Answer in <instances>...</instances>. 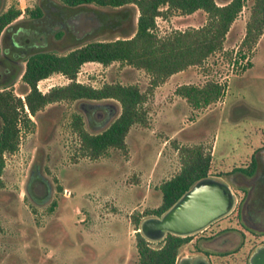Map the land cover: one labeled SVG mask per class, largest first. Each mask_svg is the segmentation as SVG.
I'll return each mask as SVG.
<instances>
[{"label": "rangeland", "instance_id": "374dc122", "mask_svg": "<svg viewBox=\"0 0 264 264\" xmlns=\"http://www.w3.org/2000/svg\"><path fill=\"white\" fill-rule=\"evenodd\" d=\"M252 1L244 0L221 50L209 55L203 64L178 71L153 88L144 103L148 122L131 126L125 149L112 147L97 158L81 153L78 136L70 127L72 113L82 114L88 130L95 128L86 122L87 105L79 99L50 102L30 114L34 127L22 131L15 151L4 154L0 264H140L136 249L139 229H135L133 217L141 216L142 220L154 215L145 213L161 202L159 184L180 169L178 146L183 144L201 143L211 148L209 172L221 174L232 185L235 204L224 217L192 233L178 256L189 254L194 240L234 217L243 193V188L235 185L241 178L238 167L248 165L253 156L264 157V30L246 57L238 56ZM38 5L43 13L35 18L29 9ZM9 6L21 12L3 33L0 85L9 83L21 96L26 89L21 80L23 58L29 53L66 52L87 41L131 35L138 15L133 4L66 7L60 0H0V11ZM106 13L119 14L121 19L104 25L97 15ZM205 22L206 13L201 9L156 18L159 34L199 27ZM76 79L93 86L113 81L137 83L142 90L149 84L144 70L119 61L108 65L85 62ZM207 79L223 83L225 90L205 107L193 108L175 92L179 84H202ZM68 81L64 74L55 72L40 79L37 86L44 92ZM238 100L248 104L242 115L230 109ZM109 102L112 113L104 125L120 111L117 101ZM34 161L38 165L41 162V171L53 187L52 196L46 200V187L33 189L31 194L27 190ZM255 238L262 241L264 233ZM149 241L152 246L160 243Z\"/></svg>", "mask_w": 264, "mask_h": 264}, {"label": "trees", "instance_id": "16d2710c", "mask_svg": "<svg viewBox=\"0 0 264 264\" xmlns=\"http://www.w3.org/2000/svg\"><path fill=\"white\" fill-rule=\"evenodd\" d=\"M244 0H60L66 7L84 4L120 7L133 4L138 10L136 28L131 35L114 39H96L81 43L66 52L36 50L23 58L21 80L26 85L23 97L9 87L0 85V181L4 167V154L17 149L22 131L31 130L35 121L30 117L47 103L61 100H77L87 105L86 117L89 127L84 125L81 113L71 115L70 127L77 134L81 153L97 158L110 148L125 149L126 135L133 124H147L148 112L145 101L153 88L170 75L191 65H201L212 53L223 48L225 35L243 6ZM201 9L206 13V22L199 27L175 29L159 34L157 16L168 17L174 13H191ZM21 10L9 6L0 11V57L3 55L4 31L20 14ZM30 15L39 18L43 10L38 5L29 9ZM264 30V0H253L245 24V33L240 42L238 56L246 57ZM97 61L108 65L113 61L129 64L144 70L149 75L147 89L137 83L120 81L104 82L93 86L76 79L83 63ZM237 61V60H236ZM250 64V61L247 60ZM59 72L69 78L60 85H53L42 92L37 83L52 73ZM225 90L223 83L207 79L202 84L182 83L175 92L193 107L202 108L219 99ZM110 99L120 105L119 113L104 126L112 113ZM98 100V101H97ZM106 100V101H104ZM103 101V102H99ZM180 169L159 184L161 202L148 209L145 214L163 213L195 180L209 172L211 148L199 144L178 146ZM258 161L252 157L246 166L238 167L251 175ZM141 216H134L135 229L139 228ZM192 234L178 235L167 232L157 246L136 230V249L140 264H175L180 247Z\"/></svg>", "mask_w": 264, "mask_h": 264}, {"label": "flooded vegetation", "instance_id": "af4514ba", "mask_svg": "<svg viewBox=\"0 0 264 264\" xmlns=\"http://www.w3.org/2000/svg\"><path fill=\"white\" fill-rule=\"evenodd\" d=\"M97 18L100 23L107 25L112 20L121 19V15L106 13L101 16L97 15ZM247 105L245 101L238 100L231 104L230 109L242 115L247 111ZM252 110L249 109L254 113ZM41 158L42 153L39 155L40 160ZM40 163L38 165L34 161L30 167L27 190L31 194L33 189H38L40 186L46 187L44 193V200H46L52 196L53 187L41 171ZM238 176L241 178L235 185L242 187L243 193L234 217L216 230L209 231L208 234H203L201 238L194 240L192 251L189 254H180L175 264H251L250 259L254 252L264 246V239L258 242L255 238L259 235L260 228L264 227V220L260 217L264 211V157H260L255 171L251 175L241 172ZM232 189L234 191L233 187ZM65 191L70 193L67 188ZM206 228L207 226L201 231Z\"/></svg>", "mask_w": 264, "mask_h": 264}, {"label": "water", "instance_id": "95a60500", "mask_svg": "<svg viewBox=\"0 0 264 264\" xmlns=\"http://www.w3.org/2000/svg\"><path fill=\"white\" fill-rule=\"evenodd\" d=\"M234 203L231 185L222 178L206 175L195 180L163 213L144 217L138 229L148 240H161L167 232L192 234L229 213ZM250 261L264 264V246L254 252Z\"/></svg>", "mask_w": 264, "mask_h": 264}, {"label": "crops", "instance_id": "0c3cea01", "mask_svg": "<svg viewBox=\"0 0 264 264\" xmlns=\"http://www.w3.org/2000/svg\"><path fill=\"white\" fill-rule=\"evenodd\" d=\"M253 157H255V156H253ZM261 157V156H260ZM260 157H255L256 159H257V161L259 162V160H260ZM211 162H212V160H211ZM211 176H215V175H211ZM216 177H219V178H221L220 177V175L219 176H216ZM223 179V178H222ZM225 180V179H224ZM260 217H261V219L262 220H264V211L262 212V214L260 215ZM260 233L259 234H261V233H264V227H261L260 228ZM201 231V230H200ZM177 258H178V256H177ZM177 260V259H176Z\"/></svg>", "mask_w": 264, "mask_h": 264}, {"label": "built area", "instance_id": "2783aa9c", "mask_svg": "<svg viewBox=\"0 0 264 264\" xmlns=\"http://www.w3.org/2000/svg\"><path fill=\"white\" fill-rule=\"evenodd\" d=\"M23 97V96H22Z\"/></svg>", "mask_w": 264, "mask_h": 264}]
</instances>
